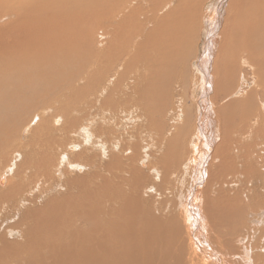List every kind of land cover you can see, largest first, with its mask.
<instances>
[{
    "label": "bare ground",
    "instance_id": "obj_1",
    "mask_svg": "<svg viewBox=\"0 0 264 264\" xmlns=\"http://www.w3.org/2000/svg\"><path fill=\"white\" fill-rule=\"evenodd\" d=\"M208 4L0 0V264H253L245 244L264 226V0L216 1L207 15ZM104 19L110 40L94 45ZM195 41L204 52L187 107L192 81L178 86ZM176 93L179 105L166 106ZM140 99L137 132L163 118V145L149 135L137 159V144L110 150L114 129L95 117ZM241 106L249 125L237 124ZM181 176L195 189L188 209L175 199Z\"/></svg>",
    "mask_w": 264,
    "mask_h": 264
},
{
    "label": "rangeland",
    "instance_id": "obj_2",
    "mask_svg": "<svg viewBox=\"0 0 264 264\" xmlns=\"http://www.w3.org/2000/svg\"><path fill=\"white\" fill-rule=\"evenodd\" d=\"M216 1H220V0H209V4L206 7L207 15H209L211 13L212 6L215 4ZM7 19L8 18L2 20L1 22H4ZM108 26H109V23H108V21L106 19L101 20L99 22V26L97 28H95L94 33H93L94 45H96L97 42L100 43V42H105V41H109L110 40V37H109L110 30H109V28H107ZM103 28H105V29L101 30ZM101 36H103V38H101ZM199 42L200 41H195L192 44V52H193L192 54H193V56L189 60L190 69L188 70L189 73L187 75V82L185 84H183V85L178 86L179 89L185 90V87H186L187 83L192 81L191 84L188 85L187 88H186V90L188 91V93L185 96V102H186V106L187 107L192 104L191 103L192 102V97L194 98V100L198 99L197 92L196 91L194 92L195 88H193L194 85H193V80L192 79L195 80L196 77H197L196 75H199L198 73H195V65L197 64V58L200 57L199 53H203L204 52V50H203L204 41H201L200 43ZM199 45H201V52H198ZM98 47L99 46H97V48ZM158 57H159V55L156 54V57H155L153 63L157 62L156 60H157ZM215 57H216V55L213 57V60L215 59ZM157 64H152V68H158L159 66ZM145 73H146V70H145ZM198 82H200V81L198 80ZM215 86L216 85L214 84L213 85V89L214 90L216 89ZM234 88H235V92L234 93H236L238 91V89H239V82L238 81L234 84ZM192 89H193V91H192ZM244 90L245 91L253 90V85L252 84L248 85L247 87H245ZM182 93L174 94L172 96L171 101H170V96H169V98H167V100H163V102L166 103V106H168L169 104H171V105H173V104L179 105L177 99L180 97V94H182ZM239 93H241V91ZM132 96L133 95L127 96V99L128 100L132 99ZM212 98H213L212 95L209 96V100H212ZM235 98H239L240 99L241 97H238V95H237V96H234L232 99H235ZM232 99H229V100H232ZM223 101H225V100H223ZM194 104H195V102H194ZM200 107H201V104H200V102L197 101L196 102V109H192V110L190 109L189 114H191V115L189 116V121H191L192 123H193V121L195 120L196 117H198V121H199V116L201 114V108ZM66 109L69 112V111H71L74 108H72L71 106H67ZM83 110H85V109H83ZM95 118L101 120V122H99V128L108 127V128H113L114 129V133L110 134V143H109V145L111 146L110 150H114V147L119 146L120 144H116L115 145V142H119V140L121 139V140H123L125 142V144H127V146H131L132 144H137V147H136L137 159H140L141 155H143V148L145 147L144 146V142H145V144H150V142H149L150 139L148 140V136L149 135L150 136L155 135L157 137L156 140L158 141L159 145H163V143L161 141H159V140H162V135H163L162 131L160 130L162 128L161 123H162L163 118L158 119V121L156 123L157 130H154V131H151V132H147L146 136L142 135V133L139 134L137 132L138 128H136V127L142 125L145 122V120H146V115H145V111H144V107H143V103H142L141 99L139 100V103H138L137 106H133V105H131V103H128L127 109L125 111H121V112L106 111L102 115H98ZM180 118H181V113L178 110L173 115L172 122H171V124H169L166 127V129L169 130L173 126V123H174V125H178L176 123H177V121L180 120ZM236 119H238L237 120V124H239V125H241L244 121H246V123L249 125L250 117L249 116L247 117L244 114V108L242 106L239 107L236 110ZM168 121L170 122V119H168ZM263 123H264V120H263ZM81 125H82V123H80V126ZM192 126H193V124H192ZM178 129H179V131H181L182 130V126L180 125L178 127ZM263 129H264V127H263ZM192 132L193 131H191V130L185 131V136L184 137H188L191 140L192 139ZM131 136H135L137 141H136V139H132ZM246 137H248V136H245V138ZM102 141H103V138H102ZM65 142H67V141L63 140V143L65 144V146H67V144ZM102 148L104 150L105 149L108 150V146H106V145H103ZM245 153L248 154V151H246ZM14 157H16V155ZM155 163H156V161L153 162V167L156 166ZM187 164H189V163L186 162V160L181 163V166L178 169L179 173L177 174V176L179 174H181V173H183L182 175L185 174ZM6 166H7L6 164L3 165V161L0 162V169H4ZM184 168H185V170H184ZM182 178H183L182 176L177 178L178 184L176 186V191H178V192L175 195V199H176V202L180 200V203L182 204V206H184V203H185L187 205V209H188L190 206H189L188 202L184 199V197H187L189 194H192L195 191V189H194V187H192L190 189V186H188V184L190 182L189 179H185V182H184V181H182ZM149 185H151L150 182H149L148 186ZM193 200H194V196L192 195L191 196V202ZM259 217H260L259 215H252V219H254V220L250 221L252 230L254 229L253 228L254 227L253 223L254 222L258 223L259 222V220H258ZM204 222L206 223V221H203V218H201V221H199V224L202 225ZM209 230H210V228L208 229L206 235L208 234L207 237L209 238L210 242L213 243V235H212L211 232H209ZM200 232L204 233L202 231H200ZM246 232H247V229H244L241 232L240 235H243ZM251 236H252V234H251ZM263 237H264V226H262V227L259 226L258 227V232H257V235H256L254 241L251 242V243L247 242L245 244V246H250L253 249V251L250 252V257L252 258L253 264H258L259 261L264 260V258H259L260 253L262 252L260 250H261L262 247L264 248V238ZM239 250H240V252H239V256H240L241 252H244V251L241 250V247L239 248ZM226 256H227V254H226ZM227 260H228L229 264H241L240 261H238V260L235 261V260L229 259V258Z\"/></svg>",
    "mask_w": 264,
    "mask_h": 264
}]
</instances>
